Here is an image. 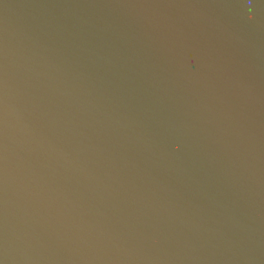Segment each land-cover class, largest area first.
Masks as SVG:
<instances>
[{
	"label": "water",
	"instance_id": "water-1",
	"mask_svg": "<svg viewBox=\"0 0 264 264\" xmlns=\"http://www.w3.org/2000/svg\"><path fill=\"white\" fill-rule=\"evenodd\" d=\"M0 264H264V0H0Z\"/></svg>",
	"mask_w": 264,
	"mask_h": 264
}]
</instances>
